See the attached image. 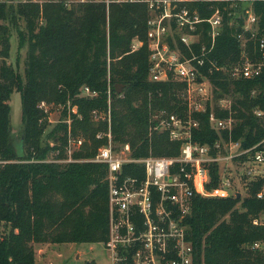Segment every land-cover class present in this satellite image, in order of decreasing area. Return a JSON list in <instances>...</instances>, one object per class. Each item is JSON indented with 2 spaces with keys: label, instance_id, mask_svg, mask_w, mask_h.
Listing matches in <instances>:
<instances>
[{
  "label": "trees",
  "instance_id": "16d2710c",
  "mask_svg": "<svg viewBox=\"0 0 264 264\" xmlns=\"http://www.w3.org/2000/svg\"><path fill=\"white\" fill-rule=\"evenodd\" d=\"M44 1L43 5L0 3V264H36L38 243L108 241L107 165L58 160L67 158L69 127L72 137L86 140L74 151V159L94 157L107 144V138H97V134L107 132L109 123L95 121L93 111L107 112L110 95L114 143H129L135 158L177 156L181 148V142L172 141L167 132L150 134L154 112L166 109L184 116L187 107L181 95L183 83L149 79L147 5L113 4L108 11L102 4L69 9L63 0ZM211 4L225 5L197 0L193 6L209 17ZM255 11L264 29V1L255 3ZM19 19L25 23L26 36ZM243 22L237 27L226 24L212 53L227 68L207 73L216 103L209 104L205 113L195 114L200 126L194 130V140L201 144L232 139L249 148L264 138V119L255 114L256 109L264 110V72L251 79H234L229 71L242 60L244 51L252 59L259 56L255 42L249 41L244 48L238 38ZM14 27L21 46L26 40L29 44L24 74L5 61ZM137 37L144 44L131 52ZM203 41H208L206 33ZM118 84L124 86L121 93ZM84 86L98 95L83 96ZM14 91L22 97V152L11 120L9 100ZM226 98L232 104L223 109L217 104ZM42 100L70 102L78 109L72 113L71 125L60 122L48 133L53 146L44 140L43 112L38 107ZM213 109L219 117H234L232 131L212 129L209 114ZM67 116L65 109L63 117ZM52 153L57 162L46 161ZM225 165L211 164L210 190L220 185ZM124 176L143 178L144 171L131 163L125 166ZM262 186L261 181L252 182L245 198H239L238 192L230 197H195L192 211L184 219L195 264H264V225L254 223L264 214V200L257 196ZM2 227L8 230L3 232ZM256 243L262 246L255 247Z\"/></svg>",
  "mask_w": 264,
  "mask_h": 264
},
{
  "label": "built area",
  "instance_id": "2783aa9c",
  "mask_svg": "<svg viewBox=\"0 0 264 264\" xmlns=\"http://www.w3.org/2000/svg\"><path fill=\"white\" fill-rule=\"evenodd\" d=\"M63 1L69 9L80 4H102L108 11L113 4H146L149 79L185 85L181 95L187 107L186 114L181 116L162 109L152 114L150 124V134L167 132L172 141L181 142L177 156L151 154L135 158L129 143L117 151L111 129V109L108 113L93 111L96 121L109 123L107 132L97 134V138H107V144L89 159L90 162L107 165L108 169L109 239L103 243L109 256L108 264H195L194 248L184 224L195 197H230V190L235 189L238 177L242 184L247 183V187L254 181H261L263 186L257 196L264 200V138L249 148H242L240 141L232 139H219L214 145L194 140V130L200 126L195 114L205 113L214 100V86L207 73L227 68L220 66L212 57L226 24L237 27L241 20L244 21L238 38L244 48L249 41L255 42L259 51L256 59L244 51L242 60L230 67L231 76L234 79H251L264 72V29H261L260 17L255 11V3L264 0H205L225 3L223 7L211 4L209 8L213 11L209 17H204L199 8L193 6L197 0ZM4 2L43 1L0 0V3ZM205 33L207 42L203 41ZM143 44V40L135 38L131 52L138 51ZM82 92L90 97L98 95L89 86H84ZM224 101L222 99L217 105L223 109L230 108L232 102L225 106ZM255 114L264 119V110L256 109ZM209 121L218 133L230 132L235 125L234 117H219L214 109L209 114ZM71 137L69 127V139ZM223 162L226 165L220 185L210 190L207 186L211 181L210 166ZM131 163L142 166L143 178L124 176L125 166ZM237 165L240 173H236ZM254 223L264 225V216L255 218ZM261 246L260 243L255 244V247Z\"/></svg>",
  "mask_w": 264,
  "mask_h": 264
},
{
  "label": "rangeland",
  "instance_id": "374dc122",
  "mask_svg": "<svg viewBox=\"0 0 264 264\" xmlns=\"http://www.w3.org/2000/svg\"><path fill=\"white\" fill-rule=\"evenodd\" d=\"M40 4L43 5L45 3L44 0H42ZM5 3V2H4ZM8 5H18V4H25V3H16V2H10L7 3ZM75 7V6H74ZM20 20V27L22 28V31L24 35H27V31L25 29V23L22 19ZM43 22V21H41ZM12 34H11V49H10V54L9 57L5 59L6 63L14 67L15 69H18L22 74L25 73V68H26V62H27V55L29 51V44L28 41L24 40V45L21 46V41H20V35L19 32L16 30V28H12ZM83 90V89H82ZM120 93L124 90V86L119 89ZM83 96L85 94L81 92ZM111 100V95L109 97ZM43 102L46 103V105H43ZM232 102L231 98H226L224 101L225 106L230 105ZM216 102L213 100V105H215ZM9 104L11 106V120H12V127L14 130V133L16 134V145L18 150H21V128H22V97L21 93L18 91H14L11 95V98L9 100ZM42 112L43 116L40 119V123L42 127H44L45 132H44V140L50 143V145H54L55 142L51 137H49L48 133L53 130L58 123L60 122H66L68 125H71L72 121V113H77L78 109L75 106H72L70 102L67 104H57V103H50L47 100H42L39 103L38 106ZM73 108H76V112H73ZM68 111V116L63 117L64 115V110ZM109 109H111V102L109 103ZM99 111V110H97ZM101 112V111H100ZM109 111H107L108 113ZM94 118V114H93ZM95 120V119H94ZM69 121V122H68ZM96 121V120H95ZM101 122V121H98ZM104 122V121H102ZM86 140L83 137L79 138H74L71 137L69 139V143L66 147L67 151V158L58 160V162H63V163H69V162H74V161H82V162H87L89 159L93 158H83V159H74L73 158V153L74 151L78 150L80 146L85 142ZM25 147L23 146V149ZM115 148L117 151L122 150V144L120 143H115ZM70 149L72 151H70ZM48 162H57L55 158V154H49L47 157ZM7 162V161H5ZM2 163V162H0ZM232 168H234V165H231ZM237 185L235 189H231L230 192L232 194H236V192L241 193V197L245 198L249 195L248 188L246 184H242L241 181H239L237 177ZM229 197V196H228ZM88 209V208H87ZM264 214L262 215V217ZM3 232H5L7 227H2L1 229ZM48 244V249L46 251L47 254V259L45 261V264H108L109 261V256L108 252L105 249L103 243H46ZM264 244V243H263ZM38 244L35 245V250L36 248L38 249ZM42 262L40 261L39 264Z\"/></svg>",
  "mask_w": 264,
  "mask_h": 264
},
{
  "label": "crops",
  "instance_id": "0c3cea01",
  "mask_svg": "<svg viewBox=\"0 0 264 264\" xmlns=\"http://www.w3.org/2000/svg\"><path fill=\"white\" fill-rule=\"evenodd\" d=\"M38 249L36 248V264H39L41 261V264H45V261L47 259L46 251L48 249V244L46 243H38Z\"/></svg>",
  "mask_w": 264,
  "mask_h": 264
},
{
  "label": "water",
  "instance_id": "95a60500",
  "mask_svg": "<svg viewBox=\"0 0 264 264\" xmlns=\"http://www.w3.org/2000/svg\"><path fill=\"white\" fill-rule=\"evenodd\" d=\"M121 87H122V85H120V84L117 85V92H118V93H120V90H119V89H120ZM22 149H23V146H22V144H21V150H20V152H22ZM238 197H239V198L241 197V193H239Z\"/></svg>",
  "mask_w": 264,
  "mask_h": 264
}]
</instances>
